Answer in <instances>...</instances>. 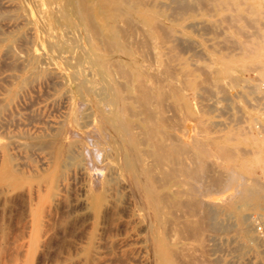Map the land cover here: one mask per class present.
<instances>
[{
  "label": "bare ground",
  "instance_id": "6f19581e",
  "mask_svg": "<svg viewBox=\"0 0 264 264\" xmlns=\"http://www.w3.org/2000/svg\"><path fill=\"white\" fill-rule=\"evenodd\" d=\"M262 8L0 0V157L9 161L0 179L15 177L19 156L51 175L55 200L71 181L79 200L101 208L122 195L123 230L109 245L132 241L145 264L221 262L217 235L233 232L226 210L237 211L244 243L263 246L253 228L264 218ZM228 188L224 206L216 192Z\"/></svg>",
  "mask_w": 264,
  "mask_h": 264
},
{
  "label": "rangeland",
  "instance_id": "374dc122",
  "mask_svg": "<svg viewBox=\"0 0 264 264\" xmlns=\"http://www.w3.org/2000/svg\"><path fill=\"white\" fill-rule=\"evenodd\" d=\"M262 10L264 11V8ZM262 10L256 12L260 14L263 12ZM261 27L264 28V24ZM247 61L245 62L248 63ZM257 62H259L257 59H253L249 64L254 65ZM251 72V70L244 72V77H249L253 73ZM255 109L250 108L249 110L254 112ZM255 122L253 125L257 129L259 123ZM2 131L0 132L2 133ZM15 157L17 159L14 160L15 177L12 176L10 180H8L9 178L0 179V264H145L139 259L140 253L135 249L132 241L117 247L109 245L111 240L123 230L120 222V217L125 215L123 210H120L124 200L122 195L115 197L116 207L105 204L101 208L93 200L84 203L79 200L83 197L81 183L72 182L70 179L71 182L64 197L55 200L54 193H51L53 190L50 188L51 175L49 177L48 174H41L42 170L35 167V163L32 161H24L18 165L16 162L18 160L21 162L22 159L20 160L19 156ZM2 161L4 162L5 159L2 160L0 157V168L5 169L9 165V161L1 163ZM5 165L6 167H4ZM241 174L244 180L248 182L252 180L247 171L241 170ZM44 175L45 177H43ZM41 179H48L49 182ZM46 183L49 185H45ZM46 187L50 190H47ZM233 187L236 190V186ZM231 189L228 188L224 192L220 189L216 192L218 200L225 203L224 206L228 199L232 198V194H235V190ZM49 191L51 192L49 193ZM39 193L46 194V199H43L44 196ZM47 193L49 194L47 195ZM226 194L228 198L226 196L224 199L223 196ZM221 197L225 200L224 202ZM39 198L43 202L39 203ZM50 198L53 201H50ZM36 202L39 203L38 206ZM251 211H256V209ZM259 211L264 212V208H260ZM238 217V213L234 209L222 212V223L229 225L230 229L228 230L232 228L233 232L222 230L218 233L217 238L220 240L216 241V244H219L216 246L214 256L221 262L213 264H264V245L252 248L246 241L244 243L243 237L240 239L238 229L235 230L237 228L235 222ZM232 222L235 224L233 225ZM253 228L255 234L264 235V218L255 222ZM223 231H225L224 234ZM220 233L222 234L220 235ZM233 234L239 238L236 242L231 238ZM223 239H226V242ZM218 246L219 248L222 246L220 248L222 252L220 249L217 251ZM236 246L237 248H235ZM237 254L241 257H238Z\"/></svg>",
  "mask_w": 264,
  "mask_h": 264
}]
</instances>
